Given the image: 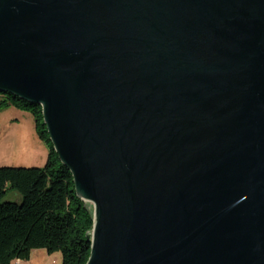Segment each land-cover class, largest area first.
I'll use <instances>...</instances> for the list:
<instances>
[{"label": "water", "instance_id": "water-1", "mask_svg": "<svg viewBox=\"0 0 264 264\" xmlns=\"http://www.w3.org/2000/svg\"><path fill=\"white\" fill-rule=\"evenodd\" d=\"M0 93L93 206L87 264H264V0H0Z\"/></svg>", "mask_w": 264, "mask_h": 264}, {"label": "trees", "instance_id": "trees-1", "mask_svg": "<svg viewBox=\"0 0 264 264\" xmlns=\"http://www.w3.org/2000/svg\"><path fill=\"white\" fill-rule=\"evenodd\" d=\"M16 108L35 121L49 147L43 168L0 167V264L29 262L34 250L62 255V264H87L94 210L77 197L71 172L62 165L44 124L42 108L0 93V110ZM11 193L20 203L7 200Z\"/></svg>", "mask_w": 264, "mask_h": 264}, {"label": "rangeland", "instance_id": "rangeland-1", "mask_svg": "<svg viewBox=\"0 0 264 264\" xmlns=\"http://www.w3.org/2000/svg\"><path fill=\"white\" fill-rule=\"evenodd\" d=\"M48 155L49 147L39 139L31 114L12 107L0 110V167L43 168ZM7 200L20 203L22 196L11 193ZM21 264H62V255L34 250L31 260Z\"/></svg>", "mask_w": 264, "mask_h": 264}, {"label": "bare ground", "instance_id": "bare-ground-1", "mask_svg": "<svg viewBox=\"0 0 264 264\" xmlns=\"http://www.w3.org/2000/svg\"><path fill=\"white\" fill-rule=\"evenodd\" d=\"M18 262H20V261H18ZM18 262H16L15 264H18Z\"/></svg>", "mask_w": 264, "mask_h": 264}, {"label": "built area", "instance_id": "built-area-1", "mask_svg": "<svg viewBox=\"0 0 264 264\" xmlns=\"http://www.w3.org/2000/svg\"><path fill=\"white\" fill-rule=\"evenodd\" d=\"M18 264H21V262H18Z\"/></svg>", "mask_w": 264, "mask_h": 264}, {"label": "crops", "instance_id": "crops-1", "mask_svg": "<svg viewBox=\"0 0 264 264\" xmlns=\"http://www.w3.org/2000/svg\"><path fill=\"white\" fill-rule=\"evenodd\" d=\"M21 263H23V262H21Z\"/></svg>", "mask_w": 264, "mask_h": 264}]
</instances>
